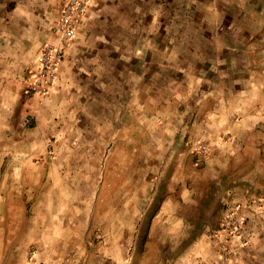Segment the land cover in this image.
<instances>
[{
	"label": "rangeland",
	"instance_id": "374dc122",
	"mask_svg": "<svg viewBox=\"0 0 264 264\" xmlns=\"http://www.w3.org/2000/svg\"><path fill=\"white\" fill-rule=\"evenodd\" d=\"M243 1L93 0L38 93L63 0H0V264H180L214 242L264 264V41L241 40Z\"/></svg>",
	"mask_w": 264,
	"mask_h": 264
},
{
	"label": "built area",
	"instance_id": "2783aa9c",
	"mask_svg": "<svg viewBox=\"0 0 264 264\" xmlns=\"http://www.w3.org/2000/svg\"><path fill=\"white\" fill-rule=\"evenodd\" d=\"M92 1L63 0L58 16L50 28L51 37L42 46L37 67L32 72L31 90L38 93L46 92L55 84L59 64L65 55L66 47L75 37L80 23L91 7ZM263 200L264 197L260 198L261 202ZM243 221L244 217L240 209L236 207L227 215L223 226L225 231L242 237Z\"/></svg>",
	"mask_w": 264,
	"mask_h": 264
},
{
	"label": "crops",
	"instance_id": "0c3cea01",
	"mask_svg": "<svg viewBox=\"0 0 264 264\" xmlns=\"http://www.w3.org/2000/svg\"><path fill=\"white\" fill-rule=\"evenodd\" d=\"M241 6L242 8L246 9V16L245 14H242L241 17V40L244 42L246 32L251 36L255 33L257 35L256 40L264 41V0H244L241 3ZM226 20V29L230 31L231 35L232 33L237 35L238 32L235 27L237 25L236 19H232L230 13L228 14V17L226 15ZM50 25H52V22ZM252 25H256L257 29H253L252 27H250ZM230 49H234L232 44L230 45ZM256 119L260 120L264 119V117L256 116ZM227 165L228 164H224V167H227ZM257 177L258 175H256V178ZM237 244L239 245V243ZM237 244L233 246L232 252L236 250L238 253L239 250H242L240 245L238 246ZM196 245H200L197 246L198 252H195L196 254H193L189 259L181 261L180 264H245V260L240 257H237L236 255L228 258L219 255L218 251L220 247L217 242L205 244L197 243ZM199 255L201 256L198 257Z\"/></svg>",
	"mask_w": 264,
	"mask_h": 264
}]
</instances>
